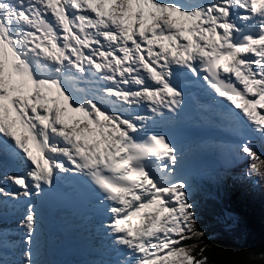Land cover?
I'll return each mask as SVG.
<instances>
[{
    "label": "snow or ice",
    "instance_id": "6c2138e0",
    "mask_svg": "<svg viewBox=\"0 0 264 264\" xmlns=\"http://www.w3.org/2000/svg\"><path fill=\"white\" fill-rule=\"evenodd\" d=\"M174 69L244 125L245 177L264 184V0H0V155L29 169L0 187V205L29 202L20 258L0 231V264H44L31 201L69 177L95 194L101 264H208L184 155L153 131L187 105ZM236 224L220 214V229Z\"/></svg>",
    "mask_w": 264,
    "mask_h": 264
},
{
    "label": "trees",
    "instance_id": "16d2710c",
    "mask_svg": "<svg viewBox=\"0 0 264 264\" xmlns=\"http://www.w3.org/2000/svg\"><path fill=\"white\" fill-rule=\"evenodd\" d=\"M253 143L257 153L264 154V140L255 139ZM221 152V155L228 154L227 150ZM237 155L240 164L216 171L220 182H208L192 191L199 217L197 227L205 232L204 242L199 244L196 252L205 248L208 264H231L248 254L257 258L253 264H264L260 259L264 257V184H253L246 179L248 161L243 154ZM221 213L234 217L236 226L220 229Z\"/></svg>",
    "mask_w": 264,
    "mask_h": 264
},
{
    "label": "rangeland",
    "instance_id": "374dc122",
    "mask_svg": "<svg viewBox=\"0 0 264 264\" xmlns=\"http://www.w3.org/2000/svg\"><path fill=\"white\" fill-rule=\"evenodd\" d=\"M197 149H200V150H202V151L204 150L203 147L198 146V147H196V148H193V151H190V152L193 153V154H196V150H197ZM226 162H227V163H230L229 165L232 166V165L236 164L238 161H237L236 159H234L233 157H231V158H229V160L225 159V162L223 161L224 166H227V165H226ZM193 168H198V167H196V165H191V163H189V164L183 165V167H182V169H181V173H180V174H181V176H182L183 179H185V180L188 181V183H189L190 180H191V178H190V173H191V170H192ZM222 168H223V167H222ZM220 169H221V168H220ZM9 200L12 201L11 199H9ZM6 227H8V225L3 226V228H0V229H4V228H6ZM18 229H19V228H18ZM2 231H3V230H2ZM56 242H58V241L56 240ZM97 252H100V251L93 250L92 253H90V255H96ZM61 255H62V254H61ZM40 258H41V260L45 261V254L41 253ZM103 260H107V258L104 257ZM85 262H86L85 259H81V260L75 259V260H73L72 262L69 261V262H66V263H64V264H83V263H85ZM59 264H60V263H59ZM93 264H100V262H98V261L96 262V261H95Z\"/></svg>",
    "mask_w": 264,
    "mask_h": 264
},
{
    "label": "bare ground",
    "instance_id": "6f19581e",
    "mask_svg": "<svg viewBox=\"0 0 264 264\" xmlns=\"http://www.w3.org/2000/svg\"><path fill=\"white\" fill-rule=\"evenodd\" d=\"M126 115H130V114H126ZM0 187H2V186H0ZM3 188H4L6 191L9 190V188H5V187H3ZM13 201H14V200H13ZM0 216H1V214H0ZM22 217H23V215L20 213V214L18 215V218H16V219H9L7 222H9V224L12 225V226H14L15 228H18V225L22 222ZM96 241H98V238L96 239ZM96 241H95V242H96ZM55 244H56L57 246H55L54 248H50L49 246L41 247V252H42L43 254H49V253H51V250H53L54 253H55V258H56V259H57L58 255H60V257H62V255H61V253H60V251H59L60 243L56 242ZM98 246H99L98 244L94 243L93 248L100 249ZM91 248H92V247H91ZM107 256L110 257V255H108V254H107Z\"/></svg>",
    "mask_w": 264,
    "mask_h": 264
},
{
    "label": "water",
    "instance_id": "95a60500",
    "mask_svg": "<svg viewBox=\"0 0 264 264\" xmlns=\"http://www.w3.org/2000/svg\"><path fill=\"white\" fill-rule=\"evenodd\" d=\"M203 165L208 169H217L219 168V161L214 159L213 157H207L202 160Z\"/></svg>",
    "mask_w": 264,
    "mask_h": 264
}]
</instances>
